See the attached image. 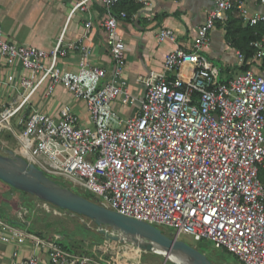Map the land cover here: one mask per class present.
I'll return each mask as SVG.
<instances>
[{
    "label": "built area",
    "instance_id": "built-area-1",
    "mask_svg": "<svg viewBox=\"0 0 264 264\" xmlns=\"http://www.w3.org/2000/svg\"><path fill=\"white\" fill-rule=\"evenodd\" d=\"M91 1L72 0L69 16L88 10ZM98 1L105 11L101 24L112 59L110 78L106 67L91 62V49L80 40L65 42L60 35L50 49L17 44L4 38L0 25V59L21 69L17 81L11 74L3 80L16 89L17 100L0 112V125L17 135L31 161L98 203L168 226L176 238L186 233L208 239L242 264H264V30L249 42L250 67L227 80L204 51L210 30L228 21L231 11L238 10L250 26H264V11H250L243 0H215L187 48L172 27L159 28L158 41L174 47L165 53L162 69L142 80L138 109L124 118L114 101H138L123 78L125 42L117 32L118 19L127 13L115 9L120 0ZM91 24L87 19L85 29ZM70 50L79 55L75 71L58 65ZM234 51L242 65L245 54ZM58 85L83 102L85 114L68 103L56 115L31 105L41 89L48 96ZM102 229L125 239L117 229ZM55 237L0 217V240L14 244L11 264H102ZM24 245L30 252L21 255Z\"/></svg>",
    "mask_w": 264,
    "mask_h": 264
},
{
    "label": "crops",
    "instance_id": "crops-1",
    "mask_svg": "<svg viewBox=\"0 0 264 264\" xmlns=\"http://www.w3.org/2000/svg\"><path fill=\"white\" fill-rule=\"evenodd\" d=\"M20 0H0V25L5 39L17 44H34L50 49L56 39L62 35L65 42L80 40L91 49L90 60L92 63L108 70L107 78H110L112 59L106 44V34L101 24L105 18V11L98 0L89 3L88 10L75 11L69 16L72 0H61L53 6L54 0H33L47 11L49 20L41 28L26 25L22 20L23 15L19 10ZM143 3L136 0H127V5L116 10L124 9L127 16L119 18L117 32L125 42L124 70L125 79L130 91L137 96L138 101L133 105L122 104L114 101L113 107L122 117L133 115L139 106V100L144 93L145 85L142 81L151 70L162 69L163 57L174 45L166 40L159 42L157 31L162 26L172 27L179 44L187 48L195 34L196 27L203 22L207 11L214 6L215 0H145ZM22 2V1H21ZM250 11H264V5L259 0H243ZM64 12H66L64 14ZM234 11L229 13V18ZM91 19V27L86 30L84 22ZM227 22V21H226ZM61 23V24H60ZM225 24V23H224ZM224 24L216 23L209 33V45L205 48L206 55L218 66L220 77L227 80L236 75L242 69L235 56V48L225 38ZM78 51L70 50L65 57H60L58 65L65 71H75L77 68ZM255 65V63H252ZM264 69L263 65L261 67ZM21 73L18 65L8 66L0 59V112L17 100L16 89L3 84L7 75H13L17 81ZM41 89L32 99V106L39 110L56 115L59 108L68 103L72 110L78 114H85V107L81 100L73 98L64 86L58 85L51 95L45 96ZM78 108V109H77ZM20 113H18L19 115ZM15 118L12 125L16 126ZM6 198L11 212L18 217L17 220L1 217L3 221L23 226L24 216L29 209L23 202L28 200L36 202V198L30 199L19 189H12L0 180V205ZM24 209V210H23ZM5 216L9 217L6 213ZM25 223H28L27 221ZM13 243L0 240V264H11L14 257ZM20 254L30 252V246L20 247Z\"/></svg>",
    "mask_w": 264,
    "mask_h": 264
},
{
    "label": "rangeland",
    "instance_id": "rangeland-1",
    "mask_svg": "<svg viewBox=\"0 0 264 264\" xmlns=\"http://www.w3.org/2000/svg\"><path fill=\"white\" fill-rule=\"evenodd\" d=\"M60 1H52L53 6ZM17 2H19V10L23 15L22 20H25L26 25L41 28L49 20L46 9L44 10L37 2L33 0H20ZM17 128L20 129V126ZM0 146L1 151L5 147H9L22 154L21 143L17 135L2 125H0ZM49 175L54 176L50 173ZM58 178L64 180L62 177ZM3 183L5 182L3 181ZM5 184L8 185L7 183ZM12 189L16 188L12 187ZM6 200L4 198L3 203L0 205V213L4 217L7 213L9 218L17 220L18 217L11 212L8 203H6L8 200ZM22 219L24 221L22 227H26L30 231L39 232L46 238H52L50 237L51 235L54 238L57 235L59 237H55L56 241L65 248L72 252L86 253L102 264H180L164 254L139 247L129 239L121 241L108 239L104 234L98 232L100 226L94 225L91 220L89 221L77 213L60 208L37 197L32 208L22 216ZM26 221L28 223H25ZM157 226L166 234H171L172 232V229L168 226L161 224H157ZM123 236L125 237L126 235L123 233ZM179 237L205 253L216 264H242L232 253L226 252L223 247L212 243L208 239L197 241L186 233H181Z\"/></svg>",
    "mask_w": 264,
    "mask_h": 264
},
{
    "label": "water",
    "instance_id": "water-1",
    "mask_svg": "<svg viewBox=\"0 0 264 264\" xmlns=\"http://www.w3.org/2000/svg\"><path fill=\"white\" fill-rule=\"evenodd\" d=\"M0 179L16 189L26 191L60 208L87 216L97 226H100L98 232L108 239L121 241L123 237L106 233L102 226L112 227L121 231L122 234L129 232L137 234L145 240L148 247L156 242L166 250H182L192 256L195 264H213L205 253L191 244L166 234L154 224L124 215L97 201L90 200L75 188L67 186L64 181L53 178L35 162L9 147L1 151L0 146ZM125 239L128 240V237L125 236ZM136 245L143 246L141 243Z\"/></svg>",
    "mask_w": 264,
    "mask_h": 264
},
{
    "label": "trees",
    "instance_id": "trees-1",
    "mask_svg": "<svg viewBox=\"0 0 264 264\" xmlns=\"http://www.w3.org/2000/svg\"><path fill=\"white\" fill-rule=\"evenodd\" d=\"M127 3H128L127 0H120L117 3L116 7L117 8H122L123 6L127 5ZM224 29H225V38L229 41V43L233 47H236V48L240 49L245 54V60H244L243 64L240 66V68L242 70L247 69L251 65V62H247V59L250 58L252 56L253 52H254V47L249 45V42H250V40L258 37L263 32L264 26L262 24H257V25H254V26L244 25L238 10H234L233 14L230 16L228 21L225 22ZM262 64H263V67H264V59H263V63ZM52 177L57 179V180H62V179H59L58 177H55V176H52ZM62 181H64V180H62ZM64 182H65V184L67 186L72 187L70 182H68L66 180ZM75 190L80 192L82 195L86 196L90 200L96 201V198L91 193L80 191L77 188H75ZM20 191L23 194H26L28 197H31L30 199L36 198L35 195H32V194H30V193H28L26 191H22V190H20ZM23 203L25 204V206H27V209H29V210L34 205L33 201H31V200H28V201L23 202ZM81 216L84 217L85 219H88L89 221L90 220L92 221V219L88 218L85 215H81ZM1 217L3 218L4 216L2 215ZM5 217L7 219L9 218L7 216H5ZM94 225H96V224L94 223ZM50 237L53 238L52 235ZM211 261H212L213 264H216L212 259H211Z\"/></svg>",
    "mask_w": 264,
    "mask_h": 264
},
{
    "label": "bare ground",
    "instance_id": "bare-ground-1",
    "mask_svg": "<svg viewBox=\"0 0 264 264\" xmlns=\"http://www.w3.org/2000/svg\"><path fill=\"white\" fill-rule=\"evenodd\" d=\"M22 153L24 154L25 157H27L30 160H33L34 157L29 153L28 150L24 149L22 150ZM126 237H128V239L133 243V244H137V243H141L144 249L148 250H153L156 251L158 253L164 254L166 255V257L170 258L171 260L180 263V264H195L193 261L192 256L188 255L187 253L183 252L182 250L179 249H173V250H166L164 249L160 244L154 242L151 244L150 247H148L146 245L145 240H142V238H140L139 236H137V234L134 233H126L125 234ZM177 239H181L180 237H178Z\"/></svg>",
    "mask_w": 264,
    "mask_h": 264
}]
</instances>
